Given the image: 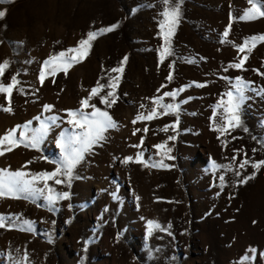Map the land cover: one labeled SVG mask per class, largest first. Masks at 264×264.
Wrapping results in <instances>:
<instances>
[{
    "label": "rangeland",
    "instance_id": "obj_1",
    "mask_svg": "<svg viewBox=\"0 0 264 264\" xmlns=\"http://www.w3.org/2000/svg\"><path fill=\"white\" fill-rule=\"evenodd\" d=\"M163 7L161 0H0V63L8 62L0 84L18 81L10 101L0 92V137L16 128L18 138L28 122L35 129L58 118L38 148L0 145L11 147L0 155V170L23 171L25 179L53 172L62 159L57 139L80 131L68 123L69 110L90 113L82 100L119 77L89 100L116 127L70 178L47 181L54 195L68 196L51 206L39 194L0 196V264H264V164L253 167L264 161V41L243 53L238 47L264 35V17L240 19L248 0H182L172 54L161 60ZM113 25L66 72L59 62L53 71L44 67L89 32ZM245 56L242 68L230 67ZM237 77L248 87L239 126L230 127L217 105ZM109 91L111 107L100 100ZM165 92H176L162 103L179 105L177 112L158 108L154 119L136 120ZM138 153L148 166L122 163ZM161 161L167 167L152 166Z\"/></svg>",
    "mask_w": 264,
    "mask_h": 264
},
{
    "label": "snow or ice",
    "instance_id": "obj_2",
    "mask_svg": "<svg viewBox=\"0 0 264 264\" xmlns=\"http://www.w3.org/2000/svg\"><path fill=\"white\" fill-rule=\"evenodd\" d=\"M163 4V10L160 15L163 17L161 21L160 28L162 29V35L165 41L164 47L161 50L160 56L161 60L164 59L166 55H171V41L170 37L174 32V26L179 21L180 15V4L182 0H177L175 4L172 3V0H161ZM250 5L249 9L245 11L244 15L240 17L242 20H253L257 18L264 17V0H248ZM5 13L0 11V17H3ZM116 25L110 26L108 28L100 29L99 32H89L87 34L86 39H81L79 41L78 48L68 49L67 53H74L73 55H68L66 52L62 51L55 56L50 57L48 60L44 62V67L48 68L49 71H53L59 67V64L64 66L63 70L66 72L68 68H70L73 64L80 62L86 54L87 50L91 47V41H93L98 35L103 34L104 32L112 31ZM231 25L226 28L224 32V36L227 37L229 35ZM256 41H264V35L253 36L247 38L242 45L238 46L239 51L241 53L245 52V49L251 43L253 46ZM247 57H243L239 63H234L230 65V67L234 68H242L244 64V60ZM127 59L126 57L124 58ZM51 66V67H50ZM8 67V62L4 61L0 63V76L3 75L4 70ZM113 72H122V67L117 69H112ZM171 75H169L168 79L171 80ZM119 77H111L110 83L108 85H101L98 83L96 87L91 90L89 97L82 100V108L91 107L92 111L84 112V111H71L69 110L68 115L70 119L68 123L73 126V128L80 129V131L72 132L70 135L61 134L60 137L57 139L56 143L58 147L61 149L62 152V159L58 162V166L55 170L51 173L49 172H42L38 173L31 177V179H25L26 173L23 171H15L9 172L6 170H0V196L4 195H13L15 193H30L33 195L39 194L44 196L47 200L48 205H53L55 200L60 198H66L68 193H63L62 195H54V190L47 184L49 179L55 181L56 184H60L63 181L57 179V177L61 174L68 176L69 178L72 175L73 168L83 159L84 153L90 151L94 144H97L99 141L104 139L103 133L109 129L116 127L115 122L112 120V117L109 115L107 111L101 110L97 108L95 105L89 104V100L92 96H98L100 91L103 90L105 87L114 88L115 85L118 83ZM41 83L44 80V72L41 71L40 76ZM236 85L234 91L230 90L225 95L227 96V100L221 99L220 103L217 107H223L224 112L228 115L225 117L227 126L236 127L239 126V116H238V109L240 102L245 99L244 92L248 87L241 78H236ZM18 83L16 77L13 76L12 80L6 86L0 84V92L7 93L9 97V101L11 98V91ZM159 91V90H158ZM178 91H183L180 89ZM176 92H165L163 96L158 98H153V103L155 107L147 114H140L136 117V120H151L154 119L157 115V109L162 108L164 109L163 114H167L168 112H177L179 109V105L174 104H164L162 103L164 96H172L174 97ZM109 97H113V99H109ZM101 103L111 107L113 103H115L114 92L109 91L106 96H100ZM52 106L45 105L46 110H50ZM143 107V105L141 106ZM5 111H11L10 107L4 108ZM36 119H40L37 117ZM57 117H49L47 122L41 121L40 126L35 129H30L31 122H28L23 126L24 131L19 132V137H16L17 129H11L6 132L3 137H0V145H3L5 142H8L12 146H17L18 144H23L25 147H32L38 148L39 145L42 143L44 137L49 131L51 125L56 124ZM136 121L134 120L133 123ZM18 128L20 126H17ZM164 130H167V126ZM226 128L221 129L226 131ZM139 131V130H137ZM147 131V129H145ZM30 132V134H29ZM135 134V133H134ZM169 139H173V137H169ZM143 143V139L141 140V144ZM157 148H162L163 145H156ZM11 147L0 150V155L4 154V151H10ZM170 151V150H169ZM142 153H138L135 158L133 157H125L122 163L127 164L135 159V162L138 163H145V166H148L146 162L142 160ZM31 163V161H29ZM248 163L247 160L240 163V167L243 168L244 165ZM264 164V161L257 162L253 164V167L257 169L260 165ZM155 166H164L163 162H160V165H152ZM214 167H219L218 165L213 164ZM239 175V173H237ZM251 177L244 178L240 182L246 183L247 179ZM221 182H223L224 177H220ZM36 181H44L43 188H37L34 186ZM45 190H47V195L45 194ZM149 232H151V228L153 226V222L149 221ZM3 225V218L0 217V226ZM155 227L159 228L158 224ZM244 259H249V257H245Z\"/></svg>",
    "mask_w": 264,
    "mask_h": 264
}]
</instances>
